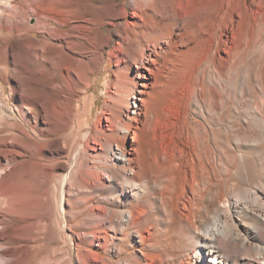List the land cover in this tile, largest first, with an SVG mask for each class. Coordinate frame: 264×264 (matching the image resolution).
Wrapping results in <instances>:
<instances>
[{
	"label": "bare ground",
	"instance_id": "bare-ground-1",
	"mask_svg": "<svg viewBox=\"0 0 264 264\" xmlns=\"http://www.w3.org/2000/svg\"><path fill=\"white\" fill-rule=\"evenodd\" d=\"M52 263L264 264V0H0V264Z\"/></svg>",
	"mask_w": 264,
	"mask_h": 264
},
{
	"label": "rangeland",
	"instance_id": "rangeland-1",
	"mask_svg": "<svg viewBox=\"0 0 264 264\" xmlns=\"http://www.w3.org/2000/svg\"><path fill=\"white\" fill-rule=\"evenodd\" d=\"M121 1H125V0H121ZM130 1V0H128ZM31 23H34L35 22V19L34 18H31L30 20ZM98 89L100 91V95L102 96V85H98ZM101 100V99H100ZM49 246L53 249V248H59L60 246V240H53V241H50L49 242ZM52 264H56V263H52Z\"/></svg>",
	"mask_w": 264,
	"mask_h": 264
}]
</instances>
